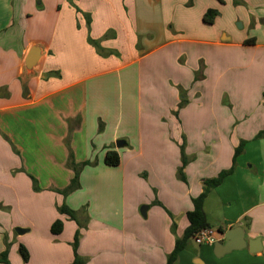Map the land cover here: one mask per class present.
<instances>
[{
    "label": "crops",
    "instance_id": "0c3cea01",
    "mask_svg": "<svg viewBox=\"0 0 264 264\" xmlns=\"http://www.w3.org/2000/svg\"><path fill=\"white\" fill-rule=\"evenodd\" d=\"M33 45L44 55L24 75ZM71 153L88 164L64 194ZM233 164L204 210L262 250L219 257L193 237L174 264H264V0H0V253L10 243L14 264L20 244L27 264H72L77 230L86 264H166L203 183Z\"/></svg>",
    "mask_w": 264,
    "mask_h": 264
},
{
    "label": "trees",
    "instance_id": "16d2710c",
    "mask_svg": "<svg viewBox=\"0 0 264 264\" xmlns=\"http://www.w3.org/2000/svg\"><path fill=\"white\" fill-rule=\"evenodd\" d=\"M217 13L218 12L216 10L209 9L204 15L205 22L207 23L213 22ZM85 16L87 19V23L89 25L91 21L90 15L86 13ZM89 42L92 43L98 50H100V45L97 40H94L91 37H89ZM250 42H254V39H251ZM244 144L245 142H241V144H239L238 147L235 149L234 160H233L234 164H236L237 156L243 152ZM181 149H182L183 160H184L183 165H185V154H184L183 145ZM105 163L109 166L119 165L120 163L119 154L114 150H109L105 157ZM87 164L88 162H84L82 164L76 163L73 159L72 153L70 154L69 166L73 167L75 171V177L70 183V185L65 190H63L62 193L67 194L68 192L79 187V175H80L81 169L83 166ZM234 164L231 167V169L220 173L218 177L206 180L203 183L204 184L203 192L199 196L193 199V209L187 213V217L189 220L188 221L189 226L185 230V234L183 238H178L177 241H175V248L172 251V253L168 256V260L166 264H174L176 260H178L179 252L186 248L188 241L191 238H193L197 232L211 227L209 223L210 222L209 217L204 210V202H206V199L209 193L211 192V190L214 187H216L218 184L222 183L224 177L233 171ZM34 187L35 189H38L36 182H34ZM59 211L62 214L69 216L70 219L76 220V212L72 210L71 208H69L68 206L66 205L60 206ZM63 229H64V222L61 219L56 220L51 226V232L54 235L61 234ZM80 236H81L80 231L77 230L75 237H74V241L72 243L73 250H74V260L72 264H86V259L78 253V244H79ZM19 252L21 256L23 257L24 261L28 262L29 257H30L28 249L24 245L20 244ZM0 262L5 263V264H10L8 248L0 254Z\"/></svg>",
    "mask_w": 264,
    "mask_h": 264
},
{
    "label": "water",
    "instance_id": "95a60500",
    "mask_svg": "<svg viewBox=\"0 0 264 264\" xmlns=\"http://www.w3.org/2000/svg\"><path fill=\"white\" fill-rule=\"evenodd\" d=\"M38 2H41V0H38ZM44 55V52L38 47V45H33L24 62L23 66V74H28V75H33L36 73L37 67ZM122 143H124L123 140H118L117 141V146L122 147ZM147 206H144L141 209L142 214L145 216ZM16 232L19 234L25 233L28 230L27 229H22L20 227H17ZM221 234L224 236L226 239V242L223 243V241H217L214 243V251L215 254L219 257L223 256L226 253L231 252L232 250L235 249H243L246 247H249V250L251 252H260L262 250V240L258 237L256 239H253L251 241H247L245 239V234L244 230L240 226H236L234 228H231L227 230L226 232H221Z\"/></svg>",
    "mask_w": 264,
    "mask_h": 264
},
{
    "label": "built area",
    "instance_id": "2783aa9c",
    "mask_svg": "<svg viewBox=\"0 0 264 264\" xmlns=\"http://www.w3.org/2000/svg\"><path fill=\"white\" fill-rule=\"evenodd\" d=\"M224 237L215 227H209L196 233L194 236L196 242L200 244H214Z\"/></svg>",
    "mask_w": 264,
    "mask_h": 264
},
{
    "label": "rangeland",
    "instance_id": "374dc122",
    "mask_svg": "<svg viewBox=\"0 0 264 264\" xmlns=\"http://www.w3.org/2000/svg\"><path fill=\"white\" fill-rule=\"evenodd\" d=\"M240 23H242V19L239 20V19L237 18L234 27H236V29H237L238 31H241V29H242ZM180 145H181V147H182V145H183V148H185L184 141H183ZM181 150H182V149H181ZM15 229H16V228H15ZM80 234H81V233H80ZM7 248L9 249V252H10V248H11L10 243H5V250H6ZM5 250H4V251H5ZM1 253H2V252H1ZM1 253H0V254H1ZM16 254H19V255H20V258H21L22 264H27V263H28V262H25V261H24V259H23V257L21 256L20 252L17 251ZM11 258H12V259H11ZM11 258H9V260H10V264H14V263H13V261H14L13 259H14V258L12 257V255H11ZM14 262H15V261H14ZM0 264H5V263L0 262Z\"/></svg>",
    "mask_w": 264,
    "mask_h": 264
}]
</instances>
